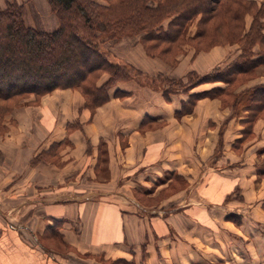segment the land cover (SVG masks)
<instances>
[{
    "label": "crops",
    "instance_id": "crops-1",
    "mask_svg": "<svg viewBox=\"0 0 264 264\" xmlns=\"http://www.w3.org/2000/svg\"><path fill=\"white\" fill-rule=\"evenodd\" d=\"M41 1L25 4V16L48 31L32 20L42 14L36 10ZM253 1L260 7L263 0ZM248 14L243 34L252 30ZM184 48L170 67L147 56L136 37H124L105 52L139 70L143 80L118 82L94 112L79 90L55 89L30 103L38 110L18 117L0 138V264H264V104L254 116L250 108L256 88L264 85V61L230 86L206 82L166 96L157 86L160 76L205 75L246 53L239 41L197 54ZM250 48L254 58L264 56V40ZM227 86L228 93L200 98L190 113L176 114L190 94ZM116 89L127 94L115 97ZM147 117L153 121L144 125ZM55 143L59 155L42 161L36 178L54 176L59 193L20 200L31 190V172H19L28 181L15 186L18 161L27 158L30 166L38 151ZM69 180L82 187L69 192ZM111 186H148L153 200ZM31 203L47 210L17 224L15 211ZM55 225L56 239L43 238Z\"/></svg>",
    "mask_w": 264,
    "mask_h": 264
},
{
    "label": "trees",
    "instance_id": "trees-1",
    "mask_svg": "<svg viewBox=\"0 0 264 264\" xmlns=\"http://www.w3.org/2000/svg\"><path fill=\"white\" fill-rule=\"evenodd\" d=\"M106 1L108 4L97 0H49L60 19L59 27L53 31L28 25L22 14V4L9 2L6 7L0 6V99L15 100L16 104L17 99L29 94L36 95L39 100L55 89L72 88L84 95L92 112L107 102L112 96V86L131 78L127 69L131 67L112 61L102 50L96 35L84 32V27L92 28L95 20L104 23L106 28L103 32L108 30L111 36L121 37L127 32L142 31V42L148 54L171 64L177 62L183 45L189 42L185 33L196 18H199L198 29L190 41H196L199 48L205 45L208 49L234 41L245 45V55L235 63L217 67L205 75L189 73L195 78L187 82V90L215 81H224L230 86L239 76L264 61V56L253 57L251 40L244 43L245 38L254 33L264 40L262 21L251 8L247 9V6H256L253 0H155L157 4L153 6L149 5V0ZM246 13L255 15L253 26L256 30L253 27V31L243 34ZM169 18V25L161 22ZM160 42L167 46L163 48ZM104 73L109 77L100 82ZM229 86L190 94L176 114L190 113L200 98L228 93ZM126 94L122 89L114 92L115 97ZM260 104H264V85L256 88L250 106L253 116ZM152 121L147 117L143 124ZM120 262L128 264L125 260L109 264Z\"/></svg>",
    "mask_w": 264,
    "mask_h": 264
},
{
    "label": "rangeland",
    "instance_id": "rangeland-1",
    "mask_svg": "<svg viewBox=\"0 0 264 264\" xmlns=\"http://www.w3.org/2000/svg\"><path fill=\"white\" fill-rule=\"evenodd\" d=\"M97 1L99 3L108 4V2L106 0H97ZM248 1H250V0H248ZM9 2H17V3L23 5L22 14L24 15V19H25V21H26V23L28 25L32 26L31 23L29 22L30 20L28 21L26 19V16H25V14H26L25 4H28L30 6V4L33 3L32 0H26L25 2H22V3H20L19 1H16V0H12V1L1 0L0 6L6 7ZM46 2H47V5L49 6V10L47 9V6L45 5V2L43 0L41 2H38L37 6L39 8L37 7L36 10L37 11L40 10L42 14H39V13L35 14L34 17L32 16V20L35 23H42V22L45 23L47 30L48 31H53V30H55V29H57L59 27L60 19H59L57 11L52 7V5L49 2V0H46ZM255 3H256V6L255 5H253L252 7L247 6V9L251 8L252 11H254L255 13L258 14L259 18L261 16L264 17V0L261 2V6L260 7H257L258 6L257 4H259V2H255ZM156 4H157V2L155 0H149V5L150 6H153V5H156ZM34 6H35V4H34ZM34 6H32V7H34ZM65 15L67 16V12L65 13ZM248 15L249 14L246 13V15L244 16V26H245V23H246V17ZM71 17L73 18L74 16H71ZM253 17L255 19V15L254 14H253ZM39 18H42V20H39ZM254 19H253V21H254ZM57 21H58V26L55 24V22H57ZM253 21H252V24H253ZM161 22H164L165 25H169L171 20L169 18V19L161 20ZM198 25H199V18H196L195 20H193L189 24V26H188V28L186 30V33H185V38L189 42H186L183 45L182 51H181V53L178 54L177 62L175 64H171V63H169L167 61H164L163 59H161L159 57L151 56L150 54H148V52H147V50H146V48H145V46H144V44L142 42L143 34H144L142 31L141 32H136V33L127 32V33H124L123 35H121V37L120 36H118V37L111 36L112 33H110L108 30L103 32L104 28H106V25L104 23H102L101 21L98 22V20H95V24L92 26V28H88L86 26L84 27V32L88 33V34H91V35H92L91 32H93L94 35H96L95 38L100 42L101 48H102V50L104 52H105V50L109 51L110 50V46L113 45V43L120 41L124 37H136L138 39V42L142 44L147 56L153 57V58H157V59L163 61L164 63H166L168 66L173 67V66L177 65L179 55L182 54L185 51V48H184L185 46L186 47L190 46L192 49H195L196 54L199 51H201V50H208L209 48H211V47L213 48L215 46V45H213L211 47H208V49H206L205 45H202V47L199 48L196 45V41L195 42H194V40L190 41V39L195 35V33L197 31ZM244 26L242 25V29H244ZM253 27L256 30L255 26H252V28ZM248 40H251V44L253 45V43H255L256 40H260V37H259V35L257 33H254V34H251L250 37H246L245 40H244V43L246 44L248 42ZM105 41H107L109 43V45L106 47L107 49L103 45ZM160 44L163 46V48H165L167 46V44L166 43L163 44V42H160ZM130 67L131 68H129V67L127 68L131 72V78L130 79H134V77H136V78H139V79L143 80V78L139 75L140 71L137 70L136 68H134L133 66H130ZM105 74H107L109 76L108 73H104L100 77L99 81L101 79H103L102 77ZM188 74L184 75L180 79H172V78L160 76L159 79H157V80H159V82L157 83V86H160L164 90V93H165V91H167V94L165 93L166 96H169L170 92L173 93V92H176V91L186 90V87H188V83L187 82H189L193 78H195L193 76L192 77L189 76ZM118 82H121V81H118ZM115 85L112 86V89L114 88ZM28 96H31V95L29 94V95H26L25 97H23L22 99H17L19 101L16 104H15V100H10V99H8V100L7 99H5V100L2 99L1 100L0 99V138L3 137L4 135H6L11 130V128L18 123V121H17L18 117H22L26 112H28L29 115L32 116L34 114L32 112V110H38V108H36L37 106H33V107L29 106L30 103L33 104V101L37 100L36 95H34L35 96L34 100H28ZM24 104L28 105L26 107L27 109H24L23 107L21 109H18L21 106H23ZM35 128L39 130L38 126H36ZM38 130H37L36 134H39ZM74 130H75V128H74ZM20 133H22V132H20ZM17 143L21 147L24 146L25 144L27 145V141H25L23 143L22 142L20 143V142L17 141ZM59 145H60L59 143L58 144L55 143V144L51 145V148L48 149V150L47 149H44V150L42 149L41 151H38V153L31 158V161H30V166L31 167L27 166V163H28V159L27 158H25L22 163H21V160L18 161V163L20 162V164L17 166V172L13 176V178L15 179V182H14L15 186H20V185L23 186V183L28 181L27 178L20 179V175L21 174L19 172H31V174L29 173V176H30L29 177V181H30L31 190L27 189L26 190V196L20 198V200L30 199V198L36 197V196H43V197L51 198V197H53V196H55V195H57L59 193V190L56 189V186H58V185H57V183L55 181V177L54 176H52V175H50L48 173L47 180L45 179L44 175L42 177L39 176L38 179L36 178V174H37V172L40 169L39 166L42 163V161H46V162L50 163V162H54L56 160L57 156L60 153L59 152ZM21 157L23 158V150H22V148H21ZM25 163H26V165H22V164H25ZM65 183H68L67 185H69V186L66 187V188H69V190H70L69 192H72V193H74L73 191H75V190L77 191V189L82 187V186H80L79 188L75 189L74 186H70V185H72V181L71 180H69L68 182H65ZM111 187H113V188L117 187V188H115L116 190L117 189L120 190V188H121V190H125V191L129 192L132 195H134L135 197H137V198H139V199H141V200H143L145 202H149L150 203L153 200L152 196L149 195V193L152 192V189L149 190L150 187H148V186H144V187H147L148 189H143V188H141V186H111ZM176 187H179V186H176ZM84 188H88L89 189V188H91V186H85L82 189L84 190ZM22 189H23V187H22ZM71 190H73V191H71ZM162 195L165 196V192L164 193L161 192V194L158 197L161 198ZM44 209L47 210V207H45L43 205H40V204H37V203H31V205L28 206V207L25 206L23 208L17 209L15 211V214L13 215V218L15 216V221L18 224V222H20L21 219H22V221H26L27 217L29 215H31V214L39 215L40 212L45 213V212H43V211H45ZM46 213L49 216V213H50L49 210ZM58 231H59V229H58ZM46 237L48 239H56V237H57L56 225H55V227L53 229L49 228L47 230V236H44L43 238H46Z\"/></svg>",
    "mask_w": 264,
    "mask_h": 264
}]
</instances>
